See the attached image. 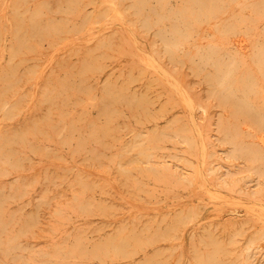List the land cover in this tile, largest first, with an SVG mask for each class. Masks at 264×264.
<instances>
[{"label": "rangeland", "instance_id": "374dc122", "mask_svg": "<svg viewBox=\"0 0 264 264\" xmlns=\"http://www.w3.org/2000/svg\"><path fill=\"white\" fill-rule=\"evenodd\" d=\"M135 1L0 0V264H264V0Z\"/></svg>", "mask_w": 264, "mask_h": 264}, {"label": "bare ground", "instance_id": "6f19581e", "mask_svg": "<svg viewBox=\"0 0 264 264\" xmlns=\"http://www.w3.org/2000/svg\"><path fill=\"white\" fill-rule=\"evenodd\" d=\"M103 1H104V0H103ZM105 1H107V2L110 3V6L112 7V9H113L114 11H119V5H120L119 3H120V0H105ZM121 1H122V0H121ZM132 1H133V0H132ZM140 1H141V0H140ZM157 1H158V0H157ZM167 1H168V0H167ZM191 1H192V0H191ZM214 1H215V0H214ZM214 1H213V2H214ZM217 1H218V0H217ZM219 1H220V0H219ZM230 1H231V0H230ZM236 1H237V0H236ZM135 2H137V0H136ZM180 2H181V1H180ZM186 2H187V1H186ZM193 2H194V1H193ZM213 2H212V3H213ZM215 2H216V1H215ZM121 3H122V2H121ZM137 3H138V2H137ZM145 3H146V2H145ZM159 3H160V2H159ZM191 3H192V2H191ZM210 3H211V2H210ZM217 3H219V2H217ZM231 3H232V2H231ZM135 4H136V3H135ZM154 4H155V3H154ZM160 4H161V3H160ZM168 4H170V3L168 2ZM185 4H186V3H185ZM185 4H183V5H185ZM204 4H206V3H204ZM140 5H141V3H140ZM196 5H197V4H196ZM201 5H202V4H201ZM211 5H212V4H211ZM213 5H214V4H213ZM213 5H212V6H213ZM220 5H221V4H220ZM107 6H108V5H107ZM138 6H139V5H138ZM141 6H142V5H141ZM141 6H140V7H141ZM143 6H144V5H143ZM143 6H142V7H143ZM160 6H161V5H160ZM164 6H166V4H165ZM168 6H169V5H168ZM179 6H180V4H179ZM202 6H203V5H202ZM228 6H229V5H228ZM237 6H238V5H237ZM240 6H241V5H240ZM108 7H109V6H108ZM142 7H141V8H142ZM180 7H181V6H180ZM185 7H187V5H186ZM205 7H206V6H205ZM220 7H221V6H220ZM160 8H161V7H160ZM194 8H195V7H194V3H193V8H192V9H194ZM196 8H197V7H196ZM216 8H217V7H216ZM224 8H225V7H224ZM154 9H155V7H154ZM167 9H168V8H167ZM180 9H181V8H180ZM185 9H186V8H185ZM185 9H184V10H185ZM187 9H188V8H187ZM190 9H191V8H190ZM190 9L188 10V12H190V11L192 10V9H191V10H190ZM200 9H203V8H200ZM219 9H220V8H219ZM237 9H238V8H237ZM172 10H173V9H172ZM176 10H177V9H176ZM178 10H179V9H178ZM184 10H183V11H184ZM194 10H195V9H194ZM197 10H198V8H197ZM223 10H224V9H223ZM155 11H156V10H155ZM164 11H166V10H164ZM169 11H170V10H169ZM169 11H168V12H169ZM174 11H175V10H174ZM180 11H181V10H179V12H180ZM184 12H185V11H184ZM186 12H187V11H186ZM196 12H197V11H196ZM201 12H202V10H201ZM201 12H200V13H201ZM211 12H212V11H211ZM172 13H173V12H172ZM172 13H171V14H172ZM182 13H183V12H182ZM190 13H191V12H190ZM212 13H213V12H212ZM232 13H233V12H232ZM153 14H154V13H153ZM183 14H185V13H183ZM198 14H199V13H198ZM155 15H156V14H155ZM161 15H162V14H161ZM181 15H182V14H181ZM204 15H206V14H203V16H204ZM166 16H167V14H166ZM166 16H165V17H166ZM169 16H170V15H169ZM173 16H174V15H173ZM183 16H184V15H182V17H183ZM185 16H186V14H185ZM214 16H215V15H214ZM153 17H154V16H153ZM156 17H157V16H156ZM156 17H155V18H156ZM175 17H176V16H175ZM194 17H195V16H194ZM194 17H193V18H194ZM198 17H200V16L198 15ZM198 17H197V18L195 17V18H196V19H195V22H196V24L198 23V24L200 25V22H201L202 20H201V19H198ZM204 17H205V16H204ZM221 17H222V16H221ZM167 18H168V16H167ZM167 18H166V19H167ZM207 18H208V17H207ZM214 18L216 19V17H214ZM148 19H149V18H148ZM177 19H178V17H177ZM177 19H175V20H177ZM182 19H184V18H182ZM164 20H165V18H164ZM175 20H174V21H175ZM188 20H189V19H188ZM193 20H194V19H193ZM200 20H201V21H200ZM203 20H204V18H203ZM220 20H221V19H220ZM153 21H154V20H153ZM157 21H158V19H157ZM161 21H162V20H161ZM166 21H167V20H166ZM204 21H205V20H204ZM209 21H210V20H209ZM211 21H212V20H211ZM239 21H240V20H239ZM239 21H238V23H239ZM158 22H160V21H158ZM158 22H157V23H158ZM187 22H188V21H187ZM190 22H192V20H191ZM93 23H94V22H93ZM175 23H176V21H175ZM207 23H208V22H206V24H207ZM163 24H165V23L163 22ZM177 24L180 25V23H178V22L176 23V25H177ZM187 24H189V23H187ZM222 24H223V23H222ZM242 24H244V23H242ZM153 25H154V24H153ZM158 25H159V23H158ZM165 25H166V24H165ZM168 25H169V24H168ZM183 25H184V22H183ZM183 25H182V26H183ZM185 25H186V24H185ZM185 25H184V26H185ZM216 25H217V24H216ZM220 25H221V24H220ZM226 25H227V24H226ZM240 25H241V23H240ZM161 26H162V25H161ZM161 26H160V27H161ZM171 26H172V25H171ZM177 26H178V25H177ZM182 26H181V28H182ZM184 26H183V27H184ZM186 26H187V25H186ZM194 26H195V25H194ZM197 26H198V25H197ZM230 26H231V25H230ZM243 26H244V25H243ZM189 27H190V26H189ZM198 27H199V26H198ZM218 27H219V26H218ZM240 27H241V26H240ZM163 28H164V27H163ZM171 28H172V27H171ZM175 28H176V27H175ZM177 28H178V27H177ZM184 28H186V27H184ZM194 28H195V27H194ZM224 28H225V27H224ZM224 28H222V29H224ZM179 29H180V28H179ZM195 29H196V28H195ZM233 29H234V28H233ZM240 29H241V28H240ZM240 29H239V30H240ZM173 30H174V29H173ZM182 30H183V29H182ZM197 30H198V29H196V31H197ZM217 30H218V29H217ZM224 30H225V29H224ZM228 30H229V29H228ZM134 31H135V30H134ZM163 31H165V30H163ZM196 31H194V32H196ZM219 31H221V30H219ZM237 31H238V30H237ZM174 32H175V31H174ZM183 32H184V31H183ZM185 33H186V32H185ZM196 33H197V32H196ZM218 33H219V32H218ZM220 33H222V32H220ZM231 33H232V32H231ZM174 35H176V33H175ZM188 35H189V34H188ZM196 35H198V34H196ZM263 35H264V34H263ZM180 36H181V35H180ZM184 37H185V36H184ZM187 37H188V36H186V38H187ZM222 37H223V36H222ZM176 38H178V37H176ZM181 38H182V37H181ZM186 38H185V42H188V41H186ZM214 38H215V37H214ZM225 38H226V37H225ZM225 38H224V39H225ZM182 39L184 40V38H182ZM191 39H192V38H191ZM208 39H209V38H208ZM176 40H177V39H176ZM176 40H175V43H177ZM179 40H180V39H179ZM187 40H188V39H187ZM213 40H214V39H213ZM216 40H217V39H216ZM189 41H191V40H189ZM221 41H222V40H221ZM214 42H215V41H214ZM261 42H263V41H261ZM188 43H189V42H188ZM218 43H219V42H218ZM167 44H168V43H167ZM202 44H203V41H202ZM262 44H263V43H262ZM169 45H170V44H169ZM215 45H216V44H215ZM257 46H258V45H257ZM262 46H263V45H262ZM216 47L219 48L220 46H216ZM216 47H215V48H216ZM172 48H173V47H172ZM183 48H184V46H183ZM221 48H222V47H221ZM258 48H260V47H258ZM208 49H209V48H208ZM255 49H257V47H256ZM154 50H155V49H154ZM186 50H187V49H186ZM186 50H185V51H186ZM204 50H205V48H204ZM218 50H219V49H218ZM222 50H223V49H222ZM182 51H183V50H182ZM190 51H191V50H190ZM225 51H226V50H225ZM227 51H228V50H227ZM258 51H259V50H258ZM186 52H187V51H186ZM205 52H206V51H205ZM221 52H222V51H221ZM229 52H230V51H229ZM256 52H257V50H256ZM262 52H263V51H262ZM175 53H176V52H175ZM177 53H178V52H177ZM181 53H182V52H181ZM188 53H189V52H188ZM199 53H200V52H198V54H199ZM236 53H237V52H236ZM259 53H260V52H259ZM183 54H184V53H183ZM238 54H239V53H238ZM261 54H262V53H261ZM34 55H35V54H34ZM174 55H175V54H174ZM195 55H197V54H195ZM215 55L218 57L220 54L217 55V52H216ZM215 55H214V57H212V58H215ZM235 55H236V54H234V56H235ZM262 55H263V54H262ZM148 56H149V55H148ZM170 56H171V55H170ZM175 56H176V55H175ZM178 56H180V55H178ZM192 56H193V54H192ZM238 56H239V55H238ZM263 56H264V55H263ZM181 57H182V56H181ZM254 57H255V56H254ZM254 57H253V59H255ZM173 58H174V57H173ZM232 58H233V57H232ZM180 59H181V61H183L182 58H180ZM188 59H189V58H188ZM234 59H235V58H234ZM237 59H238V58H237ZM185 60H186V58H185ZM185 60H184V61H185ZM213 60H214V59H213ZM254 61H255V60H254ZM254 61H253L252 64H254ZM257 62H258V60H257ZM148 63H149L150 66H153V67H155L156 69L162 70V68H161V67L155 62V60H154L153 58L148 59ZM148 63H147V64H148ZM257 64H258V63H257ZM149 65H148V66H149ZM235 65H236V64H235ZM235 65L233 64V66H235ZM243 65L245 66V64H243ZM249 65H250V64H249ZM254 65H255V64H254ZM260 65H261V64H260ZM236 66H237V65H236ZM236 66H235V67H236ZM244 66H243V67H244ZM210 67H211V66H210ZM235 67H233V68H235ZM261 67H263V66H261ZM250 68H251V67H250ZM235 69H236V68H235ZM235 69H234V70H235ZM162 71H163V74L166 75V78H167L168 81L171 83V85H172L177 91H181V88H180V84H179V82H178L177 80H175L174 78H172V76H171L169 73H167L165 70H162ZM231 71H232V70H231ZM252 71H253V70H252ZM232 72H233V71H232ZM232 72H231V73H232ZM235 72H236V71H235ZM238 72H239V71H238ZM228 73H229V72H228ZM239 73H240V72H239ZM248 73H249V72H248ZM255 74H256V73H255ZM218 75H219V74H218ZM239 75L241 76V73H240ZM253 75H254V74H253ZM248 76H249V75H248ZM251 76H252V73H251ZM254 76L256 77V75H254ZM173 77H174V76H173ZM255 77H254V79L256 80ZM259 77H260V76H259ZM228 78H229V77H228ZM244 78H245V77H244ZM257 79H258V78H257ZM263 79H264V77H263ZM210 80H211V78H210ZM213 80H215V79L213 78ZM231 80H232V79H231ZM247 80H248V79H247ZM229 81H230V79L228 80V82H229ZM235 81H236V80H235ZM235 81L232 80L233 83H235ZM245 81H246V80H245ZM258 81H259V80H258ZM258 81L256 80V82H258ZM228 82H227V83H228ZM232 82H231V83H232ZM241 82H242V81H241ZM211 83H212V80H211ZM213 83H214V82H213ZM246 83H247V82H246ZM167 84H168V83H166V85H167ZM248 84H249V82H248ZM255 84H256V83H255ZM263 84H264V83H263ZM225 85H226V84H225ZM227 85H229V84H227ZM230 85H231V84H230ZM242 85H243V84H242ZM245 85H246V84H245ZM245 85H244V87H245ZM253 85H254V84H253ZM258 86H260V85L258 84ZM218 87H219V86H218ZM222 87H223V86H222ZM232 87H233V85H232ZM248 87H249V86H248ZM251 88H252V87H251ZM217 89H218V88H217ZM248 89H249V88H248ZM248 89H247V90H248ZM233 90H234V89H233ZM242 90H243V89H242ZM259 90H260V89H259ZM259 90H258V91H259ZM261 90H262V89H261ZM261 90H260V91H261ZM235 91H236V89L234 90V92H235ZM239 91H240V90H239ZM254 91H255V90H254ZM246 92H247V91H246ZM250 92H251V91H250ZM261 92H262V91H261ZM180 93H181V92H180ZM238 93H240V92H238ZM241 93H242V92H241ZM253 93H254V92H253ZM258 93H260V92H258ZM182 94H183V93H182ZM182 94H181V95H182ZM247 94H248V93H246V95H247ZM249 94H250V93H249ZM251 94H252V93H251ZM246 95H245V96H246ZM238 96H239V95H238ZM261 97H262V96H261ZM230 98H231V97H230ZM239 98H241V96H239ZM242 98H243V97H242ZM183 99H184V101H186L189 105H191V102H190L191 99L189 100V98H188L187 96H183ZM255 100H256V99H255ZM258 100H259V99H258ZM258 100H257V101H258ZM229 101H230V99H229ZM232 101H233V100H232ZM230 102H231V101H230ZM251 102H252V101H251ZM255 102H256V101H255ZM259 103H260V102H259ZM262 104H263V103H262ZM258 105H259V104H258ZM258 105H257V106H258ZM232 106H233V105H232ZM190 107H191V106H190ZM253 107H254V106H253ZM260 107H261V106H260ZM254 108H256V107H254ZM259 109H260V108H259ZM263 109H264V108H263ZM253 110H255V109H253ZM257 110H258V109H257ZM257 110H256V111H257ZM260 110H261V109H260ZM237 113H239V112L237 111ZM6 115H7V114H6ZM1 116H2V115H1ZM3 117H4V116H3ZM237 117H238V116H237ZM190 118H191V117H190ZM248 119H249V118H248ZM246 120H247V119H246ZM253 122H254V121H253ZM255 124H256V123H255ZM253 125H254V124H253ZM196 128H197V127H196ZM256 129H257V128H256ZM198 146H199V145H198ZM199 147H200V146H199ZM201 148H202V147H201ZM205 149H206V148H205ZM201 157H202V155H201ZM251 159H252V158H251ZM201 165H202V163H201ZM96 232H97V231H96ZM10 245H11V244H10ZM242 261H244V260H242ZM240 264H241V263H240ZM242 264H243V263H242Z\"/></svg>", "mask_w": 264, "mask_h": 264}]
</instances>
